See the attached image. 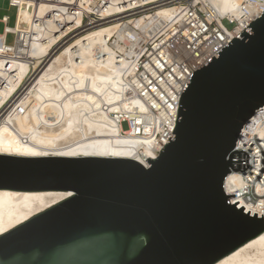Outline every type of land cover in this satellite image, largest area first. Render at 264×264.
Masks as SVG:
<instances>
[{
  "label": "water",
  "instance_id": "obj_1",
  "mask_svg": "<svg viewBox=\"0 0 264 264\" xmlns=\"http://www.w3.org/2000/svg\"><path fill=\"white\" fill-rule=\"evenodd\" d=\"M188 79L149 168L119 158L0 155V191L69 197L0 235V264H215L264 232L224 190L264 107V12Z\"/></svg>",
  "mask_w": 264,
  "mask_h": 264
},
{
  "label": "bare ground",
  "instance_id": "obj_2",
  "mask_svg": "<svg viewBox=\"0 0 264 264\" xmlns=\"http://www.w3.org/2000/svg\"><path fill=\"white\" fill-rule=\"evenodd\" d=\"M131 1L124 0L129 6ZM244 1L200 0L210 18L228 17L241 23ZM20 3L11 29L18 32L28 49L23 51L24 60L9 67L0 62V108L18 91L11 109L0 113V155L119 158L147 165L145 161L156 154L148 140L135 136L141 130L136 124L142 123V116L137 115L139 103L128 98L134 71L128 58L138 35L173 17L177 10L165 7L155 15L119 20L82 36L77 35L82 29L81 15L93 9L79 4L72 19L74 33L69 38L76 36L74 42L51 58L53 46L67 39V35L56 34L54 16L48 17L54 8L44 1ZM112 7L107 15L122 12L120 7ZM247 9L255 11L257 7L249 4ZM34 69L37 75L24 82ZM122 119L131 123L126 136L120 134ZM236 147L248 155V168L230 172L224 182L225 193L233 195L231 202L239 201L237 206L246 214L249 211L248 215L264 218V107L243 128ZM252 190L262 196L255 203L247 199ZM68 197L56 192L0 191V235ZM215 264H264V232Z\"/></svg>",
  "mask_w": 264,
  "mask_h": 264
},
{
  "label": "built area",
  "instance_id": "obj_3",
  "mask_svg": "<svg viewBox=\"0 0 264 264\" xmlns=\"http://www.w3.org/2000/svg\"><path fill=\"white\" fill-rule=\"evenodd\" d=\"M4 1L16 8L17 18L20 2L31 0ZM32 1H44L50 4L54 9L49 11L48 17L52 19L54 16L56 20V34L67 35V39L63 38L58 45L53 46L52 53L62 50L67 43L74 42L76 36L69 38L74 33L72 19L77 15L75 13L79 4L90 5L93 9L92 13L81 15L82 29L77 35L82 36L91 29L116 23L119 20L131 21L145 15H155L158 9L165 7L177 10L173 17L160 21L153 29L138 35V42L128 58L134 67L128 98L139 103L136 108L137 115L142 116V123L136 124L141 130L135 136L148 140L149 148L156 157L173 135L178 100L190 76L212 57L216 60L218 58L216 54L264 12V0H245L240 9L243 21L241 23L228 17L210 18L200 0H157L154 3L134 0L131 1L132 6L124 0ZM249 4L255 5L257 9L249 11L247 9ZM59 6L63 7L62 11L58 9ZM112 6L120 7L122 12L107 15L106 11L113 8ZM1 23L5 27L0 34V62L3 66L9 67L13 62L25 59L23 51L28 47L21 40L18 32H12L8 27L7 17H2ZM7 34L15 36L13 46L6 45ZM29 79L31 80V77H26L24 82H29ZM21 88L22 86L18 90ZM13 98H9L0 108V113L11 109ZM140 106L143 111H140ZM123 124L127 125L126 130L122 129ZM120 126V134L126 136L127 131L131 129L130 120L122 119ZM235 150L237 151V147ZM143 166L149 168L148 164ZM254 193H250L247 197L252 203L258 199ZM229 203L233 204L230 199Z\"/></svg>",
  "mask_w": 264,
  "mask_h": 264
},
{
  "label": "rangeland",
  "instance_id": "obj_4",
  "mask_svg": "<svg viewBox=\"0 0 264 264\" xmlns=\"http://www.w3.org/2000/svg\"><path fill=\"white\" fill-rule=\"evenodd\" d=\"M2 17H7V18H8V27H9V28H13V27H14L15 18H16V8H15L14 6H10L9 3H8L7 1H4V0H0V19H1ZM226 26L230 27V26L227 25V24H226ZM4 27H5V26L1 23V24H0V34L3 33V31H4ZM5 43H6V45H8V46H13L14 43H15V36L12 35V34H7V35H6V38H5ZM61 51H62V50H56V51H54V52L52 53V55H51V58L54 57V56H56V55H58L59 52H61ZM29 73H30V74H29ZM29 73H28L27 78L32 77V76H33V77L36 76V75H37L36 73H38V71H36V70L34 69V71L31 70ZM127 128H128V127H127L126 124H123V125H122V129H123V130H126ZM252 193H254V192L252 191ZM254 194H255V193H254ZM257 196H259V195H257ZM261 197H262V196H259L258 199H260ZM258 199H257V200H258Z\"/></svg>",
  "mask_w": 264,
  "mask_h": 264
}]
</instances>
